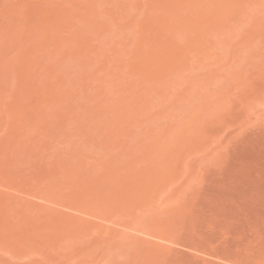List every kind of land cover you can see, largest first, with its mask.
<instances>
[{"label": "rangeland", "instance_id": "1", "mask_svg": "<svg viewBox=\"0 0 264 264\" xmlns=\"http://www.w3.org/2000/svg\"><path fill=\"white\" fill-rule=\"evenodd\" d=\"M0 264H264V0H0Z\"/></svg>", "mask_w": 264, "mask_h": 264}]
</instances>
